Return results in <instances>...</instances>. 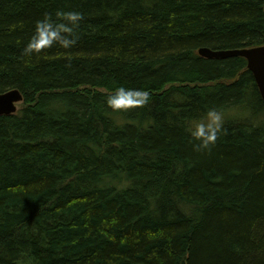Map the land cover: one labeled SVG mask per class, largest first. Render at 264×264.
Listing matches in <instances>:
<instances>
[{"label": "trees", "instance_id": "1", "mask_svg": "<svg viewBox=\"0 0 264 264\" xmlns=\"http://www.w3.org/2000/svg\"><path fill=\"white\" fill-rule=\"evenodd\" d=\"M261 45L264 0H0V264H264V101L199 54Z\"/></svg>", "mask_w": 264, "mask_h": 264}, {"label": "water", "instance_id": "2", "mask_svg": "<svg viewBox=\"0 0 264 264\" xmlns=\"http://www.w3.org/2000/svg\"><path fill=\"white\" fill-rule=\"evenodd\" d=\"M199 54L208 59L244 57L247 60V67L252 72L264 101V45L229 50H213L208 47H202L199 49ZM22 101L23 96L18 90L0 93V115L15 113L18 110L17 103Z\"/></svg>", "mask_w": 264, "mask_h": 264}, {"label": "rangeland", "instance_id": "3", "mask_svg": "<svg viewBox=\"0 0 264 264\" xmlns=\"http://www.w3.org/2000/svg\"><path fill=\"white\" fill-rule=\"evenodd\" d=\"M17 107H18V109H20V108H22L23 107V104H22V102H19V103H17ZM252 116H253V118H249V117H246V116H244V115H242L241 116V118H244V119H251L252 120V122L251 123H253V125L254 124H261V122H262V120H264V118H263V115L262 114H257V115H253V113H252ZM217 123H219V118H217V120H215ZM214 122H211L210 124L212 125ZM206 124V123H205Z\"/></svg>", "mask_w": 264, "mask_h": 264}]
</instances>
